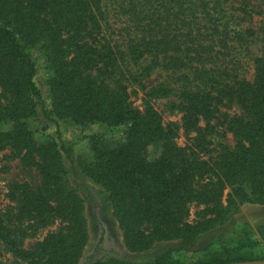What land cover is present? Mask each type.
Segmentation results:
<instances>
[{"label":"trees","instance_id":"16d2710c","mask_svg":"<svg viewBox=\"0 0 264 264\" xmlns=\"http://www.w3.org/2000/svg\"><path fill=\"white\" fill-rule=\"evenodd\" d=\"M136 1L146 7L149 0L127 1L131 12L139 15ZM98 6L99 0H0V96L4 99V104L0 102V121L11 126L0 133V147L23 153L24 162L35 165L41 177L37 192L40 205L65 221L58 233L38 246L36 257L28 264H76L87 237L81 215L83 200L70 185L64 167L70 152L63 142L37 141V130L31 124L41 123V131L49 123L57 125L58 120L80 127L101 124L125 128V137L119 142L102 135L90 136V158L78 166L108 195L124 244L132 252H147L167 243H178L176 252L188 250L200 233L210 230V223H221L238 205H264V45L251 82L235 80L221 86L214 82L219 88L211 84L208 91L185 89L181 93L189 119L209 117L212 103L220 99L235 103L239 114L227 125L235 140L233 150L208 165L187 162L184 150L166 142L160 158L148 162L146 147L167 140L165 129L155 111L134 109L121 87L99 80V71L93 74L96 56L90 45L100 32ZM181 8L174 21L189 28L191 9ZM262 33L264 36V16ZM159 42L140 37L130 42L129 53L138 60L151 48L169 47L172 40ZM34 53L42 56L52 73L47 80V106L34 82ZM102 57L112 59L109 52ZM105 61L103 66L107 67ZM204 174L215 176L216 182L207 193L197 192L191 198L212 203L215 216L204 227L180 225L179 198L192 193L191 182ZM223 187L230 189L225 209L220 205ZM171 253V249L160 252L156 264H177L169 259ZM253 260L236 256L205 264Z\"/></svg>","mask_w":264,"mask_h":264},{"label":"rangeland","instance_id":"374dc122","mask_svg":"<svg viewBox=\"0 0 264 264\" xmlns=\"http://www.w3.org/2000/svg\"><path fill=\"white\" fill-rule=\"evenodd\" d=\"M127 1L99 0L96 12L100 32L90 45L96 56L93 74L99 71V80L121 87L134 109L143 112L151 108L159 115L167 140L148 144V162L157 161L168 142L184 150L187 162L212 165L235 146L227 125L239 114V109L223 98L212 103L209 117L199 115L189 119L183 110L181 93L185 89L208 91L214 82H220L221 86L235 80L252 81L255 61L264 45V0H149L146 7L136 1L139 15L131 12ZM180 6L182 10L191 9L189 28L174 21ZM140 37L155 44L167 39L172 43L169 47L151 48L141 59L134 60L129 53L130 42L135 43ZM108 52L112 59L105 61L102 56ZM33 57L34 82L47 106V80L52 73L41 55L34 53ZM212 94L216 96L215 92ZM0 102L4 104L1 96ZM31 126L37 130V141L63 142L70 152V159L64 155V167L70 185L83 200L81 215L87 234L76 264H156L160 252L169 249L172 250L169 259L177 264H205L236 256L264 260V205L249 203L230 210L221 223H210V230L200 233L188 250L176 252L178 243H167L157 244L147 252L130 251L124 244L108 195L78 166L80 161L90 158V136L102 135L119 142L125 137V128H106L101 124L80 127L69 120H58L57 125L49 123L42 131L41 123ZM10 129V124L0 121V133ZM23 159V153L0 147V264H28L36 257L38 246L65 224L40 205L37 194L40 173L34 164ZM216 180L215 176L204 174L191 182L192 193L179 198L180 225L204 227L209 218H214L212 203L191 196L207 193ZM229 194L227 187L220 191V205L224 209Z\"/></svg>","mask_w":264,"mask_h":264},{"label":"water","instance_id":"95a60500","mask_svg":"<svg viewBox=\"0 0 264 264\" xmlns=\"http://www.w3.org/2000/svg\"><path fill=\"white\" fill-rule=\"evenodd\" d=\"M229 264H264V260H261V261H249V262H238V263H229Z\"/></svg>","mask_w":264,"mask_h":264}]
</instances>
